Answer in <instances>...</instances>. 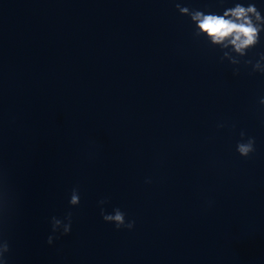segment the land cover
Here are the masks:
<instances>
[{"label":"water","instance_id":"95a60500","mask_svg":"<svg viewBox=\"0 0 264 264\" xmlns=\"http://www.w3.org/2000/svg\"><path fill=\"white\" fill-rule=\"evenodd\" d=\"M220 55L174 0H0L9 264H141L264 165V75L234 76ZM241 129L256 137L249 157L235 151ZM105 196L132 230L102 219ZM67 211L72 231L48 245L49 218Z\"/></svg>","mask_w":264,"mask_h":264},{"label":"clouds","instance_id":"9594fccd","mask_svg":"<svg viewBox=\"0 0 264 264\" xmlns=\"http://www.w3.org/2000/svg\"><path fill=\"white\" fill-rule=\"evenodd\" d=\"M174 6L179 14L188 18L189 27L195 38L201 39L207 46L216 48L221 55V63L227 61L232 67V74L238 76L241 65L249 69V74L264 75V50H258L254 56L249 52L264 41V0H213L197 7L192 0H174ZM258 106L264 112V95L258 97ZM217 128L231 127L221 121ZM235 151L242 157H249L256 151V137L245 130L239 131V139L235 142ZM145 183H151V178H145ZM67 203L78 206L81 203V191L73 186L68 194ZM107 196L97 201L102 219L111 223L116 229L132 230L136 221L128 218L127 212L120 205H112L109 210ZM12 207L5 176L0 172V264H9L10 243L3 232L4 221ZM50 233L46 243L53 245L55 240L72 231V212L67 211L62 217L52 215L49 218Z\"/></svg>","mask_w":264,"mask_h":264}]
</instances>
